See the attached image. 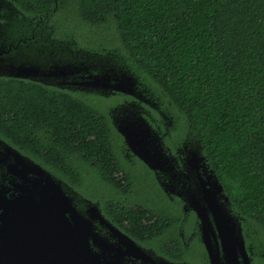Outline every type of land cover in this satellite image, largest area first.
<instances>
[{"label": "trees", "instance_id": "trees-1", "mask_svg": "<svg viewBox=\"0 0 264 264\" xmlns=\"http://www.w3.org/2000/svg\"><path fill=\"white\" fill-rule=\"evenodd\" d=\"M7 1L16 34L20 20L58 21V41L104 57L90 61L93 74L131 75L159 96L178 119L181 129L172 131L201 143L244 232L264 252V0ZM71 27L97 36L96 43L80 44ZM54 87L0 77V137L57 169L83 153L107 155L104 100ZM88 134L99 136L79 141ZM63 174L87 195L99 189L96 177L89 186L80 172Z\"/></svg>", "mask_w": 264, "mask_h": 264}, {"label": "flooded vegetation", "instance_id": "flooded-vegetation-1", "mask_svg": "<svg viewBox=\"0 0 264 264\" xmlns=\"http://www.w3.org/2000/svg\"><path fill=\"white\" fill-rule=\"evenodd\" d=\"M21 13L20 11V16ZM16 25V28H19V34L29 36L22 35L23 44L29 41L31 45L46 47L53 46L56 41L61 40L55 35L58 31L55 21L38 20L27 23L20 20ZM27 25H30L28 31ZM10 40L11 6L9 1L0 0V46L3 45L4 49ZM0 77L18 79L8 75H0ZM19 79L43 84L52 89L56 88L54 86L59 87L31 77ZM52 80L59 82L58 77ZM63 88L90 95L95 94L97 97L92 96V99L100 97L104 100L102 109L104 114L108 115L111 124L109 127L111 133L105 134V139H108V143L105 144L107 147L105 150H108L107 155L86 156L83 153V156L78 155L76 161L72 162L73 157L70 161L62 160L63 166L57 169L41 154L33 156L26 153L25 147L7 143L17 149L21 155L30 157L62 183L77 190L83 196V203L81 205V202L76 200V205L82 206L81 210L87 217L90 216L91 205L98 206L100 213L111 226L94 221L95 231L103 238L104 245L98 246L92 240V246L98 249L106 259L119 258L127 264H226L225 251L212 211L213 207L210 205L212 202L222 210L224 217H226L225 212L229 211L228 213L236 219L237 225L242 228L247 262L264 264V252L255 250L250 240L251 236L244 232V218L233 211L225 187L223 196L220 195L221 191L212 187L215 170L209 165L205 167L198 165L192 168L186 163L190 147H187L186 139L181 140L180 134L178 136L172 131L180 128L178 119L174 116L170 117L165 112L163 107L167 110V106L159 96L142 91L139 87L135 95L114 88L102 90L74 89L69 86H63ZM124 107L129 109L121 113L120 108ZM119 117L128 124L142 119V122L145 121L154 130L161 148V157L155 160L158 163L156 168L149 166L129 147L124 135L117 130L115 120ZM143 129L144 127L141 130ZM98 136L84 135L79 137V141L96 139ZM101 147L104 148V144ZM2 149H4L3 142L0 143V151ZM82 158H85L84 163ZM12 162H14L13 159ZM18 169L25 171L26 164L20 163ZM67 171L82 173L83 182L89 186L92 179L96 177L100 181L99 189L92 195L85 194L73 182L65 178L63 173ZM33 175V173L30 174V176ZM15 179L21 181L20 178L7 175L2 182L14 188ZM207 212L210 215L208 233L214 255L208 249L204 238L205 223L202 216ZM127 239H131V242ZM139 248L150 258L143 256L138 251ZM237 264H247L241 249H238Z\"/></svg>", "mask_w": 264, "mask_h": 264}, {"label": "water", "instance_id": "water-1", "mask_svg": "<svg viewBox=\"0 0 264 264\" xmlns=\"http://www.w3.org/2000/svg\"><path fill=\"white\" fill-rule=\"evenodd\" d=\"M22 35L24 34H16V29L11 28L10 43L4 49L3 45L0 46V75L31 77L46 84L74 89L114 88L131 95L137 93V81L131 75L123 74L122 77L115 78L108 69L95 74L89 70L90 61H105L102 55L71 49L68 41H56L53 46L46 47L31 45L29 41L23 44ZM55 77H58V83L53 82L52 78ZM121 108V113L129 109ZM144 122L138 119L128 124L121 117L115 120L117 130L124 135L129 147L149 166L156 168L158 163L155 160L161 157V148L156 133ZM1 142L4 149L0 151V264H127L119 258L106 259L92 246V240L98 246L104 245L103 238L95 231L94 221L111 226L96 204L91 205L90 216L87 217L81 210L82 206L76 205V200L81 205L83 203V196L77 190L62 183L30 157L21 155L17 149L0 138ZM191 142L187 137L186 144L190 148L186 163L192 168L198 165L205 167L208 164L202 154L201 143L198 140ZM20 163L26 164L25 171L18 169ZM31 173L34 175L30 176ZM7 175L20 178L21 181L15 179L14 188L8 187L2 182ZM213 185L223 196L224 186L215 173ZM210 205L213 207L225 251L226 264H237L238 249H241L246 263L249 264L242 228L237 225L229 211L225 212L224 217L215 203L210 202ZM202 217L205 223V243L214 255L208 233L210 215L207 212ZM130 240L127 239L128 242ZM138 251L150 258L140 248Z\"/></svg>", "mask_w": 264, "mask_h": 264}, {"label": "rangeland", "instance_id": "rangeland-1", "mask_svg": "<svg viewBox=\"0 0 264 264\" xmlns=\"http://www.w3.org/2000/svg\"><path fill=\"white\" fill-rule=\"evenodd\" d=\"M74 23H75V24H73L74 26H80V27L82 26V24L79 21L78 22H74ZM57 24H58V28H60L61 24H59L58 21H57ZM71 29L74 31L75 35H77V38L79 37L77 39V41H79L80 44L81 43L85 44V43H89V42L96 43L94 41H96L97 36L92 40L89 37L90 34L87 33V30H83V29L77 28V27L75 29L71 27ZM61 34H65L63 29H61ZM60 39L63 40L62 38H60Z\"/></svg>", "mask_w": 264, "mask_h": 264}]
</instances>
